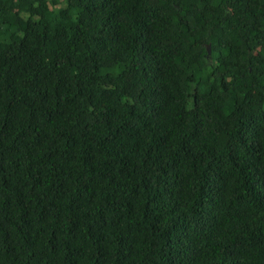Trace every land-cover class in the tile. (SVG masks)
<instances>
[{"label":"trees","instance_id":"16d2710c","mask_svg":"<svg viewBox=\"0 0 264 264\" xmlns=\"http://www.w3.org/2000/svg\"><path fill=\"white\" fill-rule=\"evenodd\" d=\"M0 264H264V0H0Z\"/></svg>","mask_w":264,"mask_h":264},{"label":"water","instance_id":"95a60500","mask_svg":"<svg viewBox=\"0 0 264 264\" xmlns=\"http://www.w3.org/2000/svg\"><path fill=\"white\" fill-rule=\"evenodd\" d=\"M207 50H208V52H209V45H207Z\"/></svg>","mask_w":264,"mask_h":264}]
</instances>
